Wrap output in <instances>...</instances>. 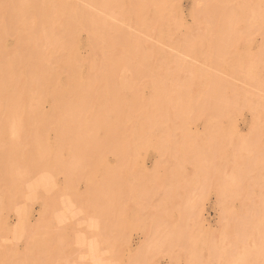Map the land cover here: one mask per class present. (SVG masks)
<instances>
[{"label":"rangeland","instance_id":"1","mask_svg":"<svg viewBox=\"0 0 264 264\" xmlns=\"http://www.w3.org/2000/svg\"><path fill=\"white\" fill-rule=\"evenodd\" d=\"M74 1L79 3L82 6L86 7V8L88 7L89 9H91V11H93V13H95V11L97 10L96 14H98V15L101 14V15H99L100 18L103 21H106L108 23L111 22L110 25H115V26L116 25L117 26L122 25V26H120L122 28L124 26H126L124 29L126 30V28H129V29H127L128 32L130 30L134 29L133 30L134 32L131 31V33H133V34H135L137 32V31H135V28L138 31L141 28V27H138L139 25L137 23V21H138L137 18L140 19V18H142L141 16H135L134 18L133 17H130V18L122 17V19L123 18H125V19H123V20L121 19L122 22L120 21L119 18H121V16L119 17V15H118V13L121 12L120 10H118V9H120V6L118 5L117 1H115V0H112V1L110 0L111 2H114V3L111 4L109 7H107L108 10H107V8L105 9L104 6L99 7L98 6L99 4L98 5L93 4L92 3L93 0H80V1L74 0ZM83 1H85V2H83ZM235 1H237V0H232V3L230 5V7H231L230 9L232 10L231 11L232 13H229V14H232L233 17H235V16L239 17L238 15H241V14H239L241 10L239 8H236L237 4H236V6H235V4H233V3H235ZM168 3H167L168 6L171 4L173 5L170 7V8H172V9H170V11H172L171 12L172 14H173V10L175 8H177V9H175L176 11L174 10V12H175L174 16L173 15L171 16V13L169 14V10L167 11V14H169L168 16L170 18H168L167 14L165 13V16L168 20L167 25L170 26L171 22L174 23L173 25H171V27L173 29H171L169 27V29L171 31L173 30V33L170 31V34H172V37L178 38L179 35L182 37L178 38L179 43L174 40L176 38H172L171 36H167L166 39L168 40L169 39L168 37H170L175 41V42H173V44L176 45V43H178L180 46L185 45L184 47H190L189 41L193 42V44L190 43L193 46H195L196 44L200 46L201 43L202 44L204 43L200 47L198 46L200 48V50L198 49L199 52L203 49L201 52L204 53V55H203L204 57L198 53L197 54L191 53V55H190V52L186 51L184 47H183L184 50H182V47L180 48V46H178V48H177V46L172 45V47H174V48L176 47L175 48L176 50L178 49V52H177L175 49H172V47L166 46L170 42H172L171 41L172 39L170 41L168 40V44H167V41L162 42V40H164V39L161 40V38L155 33V30H153L154 33H152V31H147V30H144L143 28H141L140 31L143 32L144 34L141 35L142 33L139 31L136 33L137 36L141 35L142 37L141 36L140 37L142 40L143 39L145 41L147 40L146 41L147 43L144 41L143 42L148 44V45L149 44L152 45L153 43H154L153 46L158 45L159 48H161L168 56H174V57L178 58L179 60H180V58H183V60H181V61L182 62L185 61V63H186L185 65H187V66H197V67H201V69H203V68L204 69L205 68L211 69V71H213V73H214V70H216L215 71L216 73H214V74L218 75L221 78V80L225 81L228 88H230L231 99H230L229 104H227L228 105L227 108L225 107V105H226L225 101H222L219 104V106L216 107L217 110L213 109V107H211L212 101L210 100L211 96L209 95L210 94V89H209L210 86H209L208 82H206V80H204V79L202 80V78H179V79L178 78H170V79L169 78H161L162 80L160 78H152V79L151 78H144V79L143 78H123V79L122 78H112V80H111V78H110L108 81H105L106 83L104 82L102 84L118 85V84L126 83L128 88L125 89L123 91V93H125L126 95H129L128 93H130L132 91L130 93L132 96H128L130 99L125 98L122 100L121 99L117 100V99H112V96H109V95H107V96L101 95L99 99L98 98L95 99V101H96L95 104H97V105L98 104L99 105L105 104L104 106H107V105L108 106H116L115 104L117 103V101L120 100L121 102L122 101L124 102V100H125L126 102L131 101V103H129V106L130 105L132 106L133 104L137 105V107L134 108L133 110L136 111L137 108L139 107L138 108L139 112L136 111V113H135V111H134V113L132 114L133 116L137 117L136 121H133V122H135L133 125L134 131L132 130L134 134L130 133L129 135H130V137H133V135L135 137V135L140 136V134L142 133L141 137H140L141 141L140 140L137 141L136 139L129 137L130 141L133 140L132 143L131 142L127 143L128 145L130 144V146H128V149L129 150L132 149L131 151L127 150V144H125L126 147L124 146V144H121V143H120L121 144L120 146H118L116 144H111V145H109L110 146L109 147L107 144H106V146H104V144L103 145H97V144L94 145V144H90L89 142H86L82 139H77V137L74 136L75 134L72 135V133H73L72 127L74 128L75 124H77L75 126H80L79 125L80 118L75 119V121L73 123H71V121L73 119L71 117H69V119L66 120L68 125L71 124V128L69 129L68 127H66V125H64V126L62 125L59 129L62 132L66 131V129H68V132H67L68 135L66 137L67 138L66 140H63V141L56 140V137H58L56 131H59V130L52 129L49 132V134L46 135L47 137L45 136L43 138V140L41 139L42 141L38 142V144L36 145L35 142H32V140H34V138H32V137H35L36 135H38L39 132L37 130L35 132V129L33 127H30V128L32 130H34V132L36 134L33 131L29 130L27 127H28V125L30 126V124H26L27 121L25 120V118L27 119L29 116L30 117L32 116L31 118H33L34 117L33 113H27V114H29L27 116L26 112H24L22 109L21 112H18L19 114L15 115V118H13V116L10 117L13 120L12 119L7 120V117L5 116V114L7 115V113H3L4 115L2 114V118L0 116V118H1L0 119L1 120V122H0V126H1L0 127V135H1L0 141L2 142V143L0 142V154H1V156H3L4 154H7L8 153L7 150H9V152L11 154H13V156L11 154H9L11 157L8 156L9 158H7V161L4 162L5 163L4 167L6 168V163H7V167L11 168L13 165L15 168L12 167L13 168L12 172H10V171L6 172L5 168H3L5 172L3 171V175H1L3 177L0 176V179L2 178L0 180V186H1L0 187V198H1L0 203L5 198L6 199L5 205L8 206L10 204L12 207L11 208L9 205L10 208L4 209V207L3 208L1 207V205L3 204L4 201L0 204V209H1L0 218L4 220V221L2 220V222H0V225L2 228L5 227V229L4 228H3V230L1 229L2 232H0V237H1L0 241L1 242L2 241L7 242V243H10L12 241L16 242L17 240L14 239V236H17V237L20 236V235L19 236L15 235V233H17L16 230L18 229V227L22 223H24L25 225H24L23 231L21 232L22 238L19 237L20 240H18V243H17L18 250H20L21 252L24 251L25 244L27 241H29V238H30V240L31 239L37 240L39 242L46 241V239H47V241L50 240L48 242H50L51 248L53 249L55 247L53 249V252L57 251L56 253H59V254L61 253L60 255L62 256V254H63V256H64L63 257L64 259L62 260V258H59V259H61V261H59V259L56 258V256L54 255L55 258L57 259V262L55 264H67L68 262H69V264H93V263L94 264H191L192 261L195 262V260H194L195 254H198V255L202 254L200 256V257H202L201 258L202 260L199 258L201 264H229V263L230 264H243V256H244L243 254L248 253V254H251L252 256H255V255H257V253H255V252H262L263 253V259H262L263 263H261V264H264V251L262 250V248L264 249V247H262V243H264V242H262L263 241L262 234H260L261 230H260V233L258 236L256 234V228L254 229V232H252L250 230H252L253 228L251 229L250 227H248V229L249 228L250 229L249 230L246 229L247 231H245L246 234L244 235V237L246 236L245 238L249 239L250 241L251 240L253 241V239H254V241H253L254 243H255V241L257 242V240H258V242L260 243V246L259 247L256 246L255 245L256 243L255 244L250 243L249 240H248L249 245L245 246L248 244L247 243L248 241L246 242V239L243 237L244 233H242L243 227L241 225V222H239V227H237V228H234L235 225L234 226H230V225L228 226V224H227V223H229L228 222L229 221L228 220L229 219L228 218L229 212L230 213L235 212L237 214V213L241 212V210H243L242 206H243V208L245 206L251 207V206H253L252 205L253 203H254V205H256L259 202L258 201L259 198H261V197H259V195L264 192V187H261V184H260V183H263L262 180H264V177H263L264 176V173H263L264 168L261 167L263 169V171H262V169H259V167H256L257 165H255V168H256V172H255L254 167H252V165H254V162L258 161V156L259 157L261 156V158L264 159V156L262 157V154H264L263 153L264 152L263 151L264 150L263 149V147H264V123H263V121H264V112H263V110H264V87H263L264 86V34L261 33V32H264V30H263L264 29V22L261 20L262 19L261 15L264 14L263 13L264 9H263V12L261 10L262 14L258 11L261 15L259 13L254 14V12H257V10L259 9V8L257 9L258 6L255 8L256 10H253V11L248 10V11H250L249 13L251 15L252 14L254 15V20H256V21L255 22L253 21V22L256 23L255 25H257L258 23L260 24V22H261V24H263V26L260 24L262 27L261 30H260V27H258L259 30H257L258 29L257 26H260V25L258 24L257 26H255L253 23H251V17H250L251 15L248 16V19H246L248 13H247V15H246V13L242 14L244 18L246 17L244 19V21L246 20L245 22H246V25H248V27L244 26L245 22H244V24L241 23V22H243V18L241 21V16H240V18L236 19V20H238V19L240 20L239 23H238V21H237V23H235V24H237L236 26L234 24L236 17L233 19L232 17L229 16V14H228L229 18H231V20L233 19L234 21L232 22L230 19H229L230 21L228 19H227V21L232 22L233 24H227L228 22L223 23V21L220 22L221 19L218 18L219 16L221 17V15H223L222 19L224 21L226 18V16L222 13H220L219 15H216V17H213V18L211 17L212 19H215L217 21L219 20L218 22L215 21L216 22L215 23L216 25H215L214 20L209 22L210 21L209 17L211 15H206L208 13L202 12L204 15L201 13L200 16L197 15L196 17H194L195 13H193L192 11L196 8L194 11L197 12V9L199 7V5H197L198 3L196 0L195 1L194 0H178V1L175 0L174 2H173V0L172 1L168 0ZM262 3H264V2L258 3V5L260 6L261 9H262V7H264ZM168 6L166 8H168ZM93 8H95V9H93ZM150 8L146 9V12L149 14V16L147 13L145 15L146 16L145 20L147 19V21L152 19L153 17H151V15L154 16V14H152V13L153 12L155 13V10L152 8L150 9ZM98 9L99 10L101 9L104 12L101 11V13H99ZM111 10H112V12H111ZM149 10H150V12H149ZM233 10H234V12H233ZM176 12H177V15H176ZM229 12H230V10H229ZM191 13L193 15H191ZM115 15H116V17H115ZM180 15H181V19L179 18ZM257 15H260V17H261V18H259L258 23H257L258 18L255 19L257 17ZM103 16L105 18H103ZM143 16H144V13H143ZM192 16H193V18H192ZM204 16H205V18L207 16V20L204 18ZM171 17L172 18L174 17L175 19H172ZM195 18L200 19V21H198V19L196 20ZM208 18H209V20H208ZM117 19H119V20H117ZM176 19L177 20L179 19L180 21H177ZM131 20H132V22L130 23ZM48 21H49V19L43 20L40 23L37 22L33 0H27V1L26 0H0V38H1L0 39V53L2 51V54L4 53V55L6 57H8L9 55L15 54L16 48H21V50H22V48L25 49L26 47H29V46H35V43L38 45L39 44L42 45V47H44L46 49L49 48L47 51L52 49V50H50L52 52L54 48L57 49L56 46L54 47L46 39L47 38L46 36L50 32V29H51L50 28L47 30V28L53 26ZM181 21H183V22H181ZM205 21H207L209 24L206 23ZM248 21H250L249 22L250 24H253V25H251V27L252 26H254V27L250 28L249 23L247 24ZM178 22H179V24H178ZM200 22H202L203 24L201 23V25H199ZM219 22H220V24H219ZM222 23L225 24V28H223V29L219 28L220 29L219 30L217 25L218 24L221 25ZM49 24H50V26H49ZM195 24H197V28L194 27ZM212 24H214V25H212ZM192 25H193V27H192ZM229 25H231V26H229ZM232 25H234V26H232ZM127 26H130L131 28L132 27L133 28L131 29L130 27H127ZM42 27L45 29L43 30ZM200 27L204 31L199 30ZM204 27L210 31L209 34L211 32H213V34L215 33L214 35H216L217 37H215L213 34L208 35V32H207V30L205 31ZM236 27L238 29H241L244 32H242L241 30L238 31ZM178 28H181V29L178 30ZM193 28H196V31ZM209 28L212 30H214V29L215 30L211 31ZM249 28L252 29L251 32H248ZM176 29L180 33L177 32ZM189 29H193L195 33H193V30L189 31ZM225 29L227 32L225 31ZM187 30L189 31V33H191V31H192L193 35H188L189 34L188 32L186 34H184ZM221 30H223V32H221ZM41 32L43 33V35ZM85 32L86 31H83L81 33V37L83 39L82 42H84V43L88 39V33H85ZM145 32L148 34H151V36L148 34L146 35ZM205 32H207L205 34L206 36L204 35ZM237 32H239V34H237ZM225 33L227 34V36ZM249 34H251V36ZM36 35H38V36H36ZM152 35H154V36L152 37ZM185 35H188V38H186ZM219 35H223V36H221V38H223L222 40L225 39L227 41L228 40L230 41L228 48H227V51L224 52L225 54L222 55L220 53L221 55L220 56L218 55L219 58L216 56L219 61H221L224 58H225V60L230 59L227 61L229 67L227 66L225 69L210 67L209 62L207 61V59H205V55L207 53H209L207 51L208 50L210 51V49L208 47H210V45H212L216 41H218V40L215 41V39H217ZM243 35H244V38H246V39L243 38ZM245 35L247 37H245ZM192 36H194V38ZM33 37H34V39H33ZM227 37H228V39H227ZM229 37H231V38H229ZM41 38H43V40ZM182 38L184 40H182ZM191 38L193 40H190ZM221 38H219V40H221ZM249 38L251 39L250 42H249ZM234 39H235V42H237L238 46L234 42ZM243 39H244V41H243ZM181 40H182L184 45H182ZM185 40H188L186 43L188 46L184 43ZM247 42H248V44L251 43L250 48H249V45L246 44ZM207 44H208V46L206 47ZM234 44L236 45V47ZM240 44L242 47L240 46ZM197 45L195 46V48L197 47ZM245 46L249 50L250 49L251 50L249 51ZM82 47L83 48H81V49H83V50L80 49L81 55L86 57L88 55V50H87L88 48H87V46H82ZM204 47H206L207 49L206 48L204 49ZM233 47L236 51L233 50ZM246 49L248 51H246ZM165 50H167V51H165ZM182 51H185V52L181 53ZM237 51H239V53H237ZM232 52H233V55H230V54H232ZM174 53L175 54L177 53V54L175 55ZM210 53H211V51H210ZM178 54H179V56H178ZM234 54H235V57H233ZM241 54H243V56H244V57L242 56L243 58L241 57ZM216 57H215V59H216ZM235 59H236V61H235ZM207 65L209 66V68L206 67ZM202 66H203V68H202ZM219 71H220V73H219ZM129 72L130 71H127V70L123 71L124 74H126V73L129 74ZM187 73H188V71L184 70L183 74H181V77L190 76V74L189 73L187 74ZM225 74L228 76H226ZM244 74H246V75H244ZM224 75H225V77H224ZM130 79L132 81H130ZM133 79H134V82L136 83L137 86H135ZM140 79H141V81H140ZM153 79H154V81H153ZM122 80H124V82ZM173 80H174V82H173ZM150 81H152V82H150ZM160 81H161V83H159ZM194 81H197V82H194ZM171 83H172V85H171ZM173 83H175V84H173ZM182 83L183 84L186 83V84L183 85ZM128 84H130V85H128ZM144 84L147 87L144 86ZM132 85H134V86H132ZM148 85L151 86L152 88L149 87ZM204 85H205V87H204ZM130 86L132 88H130ZM184 86H186V87H184ZM133 87H135V88H133ZM176 87H177V89H176ZM149 88L152 89L153 91L150 90ZM157 88H158V90H157ZM233 88H237L238 90L233 89ZM131 89H133V90H131ZM134 89H135V91H134ZM137 89L138 90L140 89V90L138 91ZM186 89H188V90H186ZM261 89H263V90H261ZM183 90L185 91L184 94H182V92H184ZM155 91H156V93L158 92L159 94L157 93L158 94L157 95L155 93ZM169 91H170V93H169ZM200 91H202V92H200ZM204 91L209 93V94L205 93ZM143 92H144V94H143ZM153 92H154V96L152 94ZM195 92H198V93H195ZM231 92H232V94H231ZM29 93L28 94L30 96H34L33 90H31ZM134 93L137 95H135ZM172 93H173V95L171 96ZM199 93H203V94H199ZM185 94H188V95H185ZM231 95L236 96V97H233ZM164 96L166 98H164ZM240 96H242V97H240ZM144 97L147 100L145 99L143 101ZM154 97L156 99H154ZM157 97H159V98H157ZM184 97H187L186 98L187 100H185ZM199 97H201V99ZM30 98H32V97H30ZM139 98H142V99L139 100ZM242 99L243 100L245 99V100L243 101ZM138 100L140 102L142 101L141 103H143V102L144 103L141 104ZM167 100H168V102H167ZM133 101H134V103H132ZM151 101L153 103H151ZM246 101L248 102L247 105H246ZM196 102H198L197 103L198 105L196 104ZM237 102H239V103H237ZM28 103L33 104V102H28ZM249 103H250V105H249ZM260 103L262 104V106L259 105ZM44 104H45V106H43L44 110L47 111V112H45V114L48 113V115H49L50 106L47 103H44ZM172 104L174 105V107ZM183 104H184V107L189 105V104H191L192 107L188 110H184V108L182 107ZM144 105H145V107H144ZM33 106L34 105H32V107ZM127 106H128V104H127ZM161 106H164L163 107L164 109L160 110ZM32 107H30L28 110L32 109ZM166 107H167V109H166ZM179 107L181 109L182 108L183 109L181 110ZM145 108H148V111L143 110ZM139 109L142 111H140ZM173 109L176 111H174ZM259 109L261 110V112ZM133 110L131 109V112ZM177 111H179V112H177ZM142 112H144V114ZM146 112H147V114H146ZM156 113H157V115H155ZM71 114H74V113L70 112V113H68V116H70ZM145 114H146V116H145ZM173 114H175V115H173ZM20 115H21V118L19 117ZM132 115H131V118L133 120H135ZM176 115H178V116H176ZM141 116H142V118H144L143 119L144 123H143V120L141 121L142 118L140 119ZM151 116H152V118H151ZM164 116H165V118H164ZM161 117H162V119H161ZM174 117H176V118H174ZM5 118H6V127L7 128L5 127V124L2 122V120ZM18 118H20V120ZM17 119L19 121H21V125H20V122L17 121ZM170 119H173V120H170ZM11 120L14 122L17 121V122H15L17 124H15L14 122L10 123ZM169 120H170V122H169ZM177 120H180V121L176 122ZM8 121H10V122H8ZM149 121L154 122V123L156 122L157 125H154L152 127H150V125H149V127H150L149 130H151L150 133L153 134V132H154L153 137L151 138L152 141L150 140L149 143H152V142L153 143L148 144V142H146L147 146H146V144H144L145 145L144 146L142 143V142H145V141H143L144 140L143 139L144 133L141 131L144 130V128L142 126L148 124L147 122H149ZM24 122H25V124H24ZM222 122L224 123V126H223ZM167 123H168L169 127H168ZM139 124L141 125V129H140ZM142 124H144V125H142ZM174 124H176V125H174ZM17 125L20 126L19 129H18ZM26 125H27V127H25ZM159 125L161 126V128ZM163 125H166V127L165 126L163 127V129L167 128L166 130L162 129ZM181 125L187 126V127H183ZM189 125H190V127H189ZM3 126L5 128H3ZM14 127L17 128L18 131L17 130L15 131ZM21 127H24V129ZM171 127H172V130H171ZM181 127H183V128L181 129ZM2 128H3V130L4 129L6 130V131L5 130L3 131V133H2L3 135L1 134ZM175 128L176 129L179 128L178 132L180 131L181 134L178 133L177 131L174 132ZM25 129H26V131H25ZM156 129H159V131H157ZM185 129H187V130H189V132H191V133H189V132H187V130L185 131L186 133H188L187 137L188 136H189V138L193 137V138H195V140L193 138L192 139L187 138L186 141H185V139L184 140L182 139L183 138L182 136H185V134H186L184 132L185 134L182 135V133H183L182 130H185ZM139 130H141V131H139ZM74 131H75V133L78 134V129L77 130L75 129ZM172 131L175 133V134H173L175 137L172 135V133H173ZM26 132H29L30 134H28ZM69 132H72V133H69ZM92 132H91V134H93ZM139 132H140V134H139ZM167 132L169 133L168 136L166 134ZM150 133L148 134V136L150 135ZM176 133H178V134H176ZM254 133H256V134L254 135ZM17 134L20 135V138H18L19 135H17ZM22 135H24V136L22 137ZM33 135H35V136H33ZM156 135H157V138H156ZM177 135H179V136H177ZM252 135L255 138L257 136L258 137L257 140ZM171 136H173V137H171ZM176 136L178 137V139L176 138ZM207 136L208 137L210 136L209 138H211V139L206 140V139H208ZM167 137H170L169 140L167 139ZM179 137L184 142V144H182L183 147L181 145L182 141L180 140ZM45 138H47V139H45ZM196 138H197V140H196ZM16 139H19L23 145L26 143L23 148H21L23 146L21 144V142L19 140H16ZM173 139H174V142L171 144ZM214 139H216L217 142H215L216 140L213 142H215L217 144L220 143L219 141L223 142L224 144L223 143H220V144H223L224 147L221 145H218L219 146L218 147L212 141H211L212 143L209 142L210 140H214ZM177 140H180L179 141L180 143ZM191 140H192V143H191ZM251 140H253L254 142ZM12 141H15L14 145H18L20 143L19 145L21 147L15 146V147H17V149L19 148L20 152H18L19 150L15 151L14 150L15 148L12 150L13 152L14 151L18 152V153L14 152L15 154H18V156H15V154L10 151L11 149L9 147H11L10 145H12V144L9 142H12ZM82 141H83V143H82ZM154 141H155V143H154ZM238 141L241 142V144H237ZM248 141H250L251 143ZM17 142H19V143L17 144ZM135 142L137 143V145ZM158 142H160V143L158 144ZM206 142H209V143H206ZM228 142H229V144H230V142H232L233 143L232 146H228V144H227ZM242 142H244L245 144H242ZM178 143H179V145H178ZM194 143H195V146L193 145ZM248 143H250V144H248ZM252 143H254V144H252ZM138 144H140V145H138ZM161 144H162V146H161ZM212 144H214L216 148L218 147L220 149H216L215 147L213 148L212 146H214V145H212ZM246 144L249 145V147ZM251 144L254 146H252ZM26 145H27L28 149H25V148H27ZM34 145L36 146V148ZM90 145L92 148L90 147ZM141 145H143L144 147L142 146L143 147L142 148ZM149 145H151V146L148 147ZM159 145L161 147H159ZM189 145H190V148L188 147ZM233 145H235V146H233ZM236 145H239V146L237 147ZM38 146L41 147V152H45L44 151L45 146H46L45 149L52 148V150H51L52 154H53V157L51 156L52 161H51V159H48L47 164L46 163H45V165L42 164V166L36 170V173L33 172L34 170H32V171H29V174H28V169H30L28 167L29 166L28 163H30V166H31L30 160L33 159V156L36 155L38 153V151L40 152V150H39L40 147L38 148ZM102 146L104 148H102ZM134 146H135V148H137V146L142 148V149L137 148L139 153L136 149H134ZM192 146H194V147H192ZM245 146H247V147H245ZM89 147H90V149H89ZM105 147H109V149L105 148ZM129 147H131V149ZM184 147L187 149H185ZM198 147H199V151H196V150H198ZM251 147H253V148H251ZM2 148H3V150H2ZM37 148H38V150H36ZM123 148H125V150ZM202 148L206 150V151L203 150V151H205V153L204 152L201 153ZM208 148H212V149H208ZM221 148H222V150H221ZM223 148H226V149L224 150ZM238 148L240 149V151L237 150ZM243 148L245 149L244 151L242 150ZM86 149H88V150H86ZM91 149H95V154L100 152L101 157H97L92 151L90 153L89 151ZM100 149H103V150L107 149V150H106V152H104L105 150L100 151ZM112 149L115 151H112ZM235 149L239 153L242 152V155L247 153L245 155H247L248 159L251 158L249 161L246 158V156L243 155L245 157V159L248 160L247 163L249 164V167H252L254 173L248 172L247 168H244L247 163H246V160L243 158L245 160V162L242 163V165L245 163L246 164L244 165V167L243 166H241V167L244 168V171L246 169V172L249 175V176H247V174H246L245 177L247 178V180L244 179L245 182H243L242 180L240 182V183L243 182V186H241L242 184L240 186H241V188L243 187L242 189H244V190H242L239 187L240 183L239 184L237 183L238 187H239L238 190L240 189V192L242 190L243 193H240L238 191L237 193H239L241 195H237V197H236L234 194L236 193L235 191H237V189H236L237 186H235L236 190L233 188L235 190L234 191L235 193L231 189H229V186H226V188L225 187L224 188L226 189L227 193L229 192L231 194L226 193L227 195L225 196V195H222V194H224V192L222 191V189L220 191V188H222V187H220L218 185L219 182H217V180L219 179L217 174L220 172H219V169H217L216 165L219 166L220 168L224 167L225 169H227V167H228L226 175L223 174L226 171L224 169V172H223L222 168L220 169V171L222 172L220 174L227 177V175L231 172L232 175L230 174L228 176L233 177V175L235 174V173L233 174V172H235V171H234V168H232V167H234L233 165H235V163H236V162H234L233 158L238 157V159L240 158L239 159L240 162L244 161L241 158V156H242L241 154H239L240 155L239 156L237 154V151H232ZM252 149H255L257 153H255V151ZM23 150H26L25 151L26 157H25V155L23 156V154H24ZM108 150H110V151H108ZM117 150H119L120 152H118ZM122 150H123V152H122ZM188 150H190L189 153L191 154L190 155L191 157L188 155L184 158V156L187 155ZM212 150H214L215 152L218 150L217 152L219 155L217 153H215L214 151H213V153H211ZM219 150H221L222 154L219 152ZM2 151H6L7 153L2 152ZM36 151H37V153H36ZM223 151H225V152H223ZM28 152H30L31 154L29 153V155H27ZM133 152H135V155L139 156V157H135V156L133 157ZM198 152H200V153H198ZM227 152H229V153H227ZM233 152L236 153L238 156H236ZM119 153L125 154L126 157H123V155H121ZM130 153H131V156L129 155ZM251 153H253V154L251 155ZM259 153H262V154L258 155ZM21 154L23 157H25V159H23ZM193 154H195V155H193ZM213 154L215 156H213ZM230 154L233 157H231ZM118 155H120L121 157ZM196 155L198 156L197 157L198 160L196 159V157H194ZM20 156L22 159L19 161L20 158L18 159L17 157H20ZM206 156H208V157H206ZM254 156H257V157H254ZM14 157L17 159H15ZM28 157H29V160L26 159ZM118 157H120V158H118ZM132 157L134 158V160ZM187 157H189V158H187ZM201 157H202V159H201ZM12 158H14L15 163L13 162ZM203 158L205 159L204 161H203ZM254 158L255 159L257 158L256 159L257 161H255ZM10 159L12 162H10ZM231 159L233 161L232 163L230 161H227V160H231ZM238 159H236V161H238ZM15 160H17V161H15ZM196 160L199 161L200 163L197 162ZM251 160H252V162H251ZM219 162H220V165H218ZM222 162H223V164H222ZM224 162H225V164H224ZM26 163H27V166H26ZM201 163L204 164V168L207 167L205 169H208V171L202 170L203 165H200ZM226 163H228V166H225V165H227ZM15 164H18V168H17V166H15ZM248 164H247V166H248ZM250 164H251V166H250ZM21 165H22V171H23V168H25L24 172H26V174H14L13 173L14 169H15V173H17V172L20 173ZM229 165L232 169H230ZM213 166L216 168L212 169ZM46 167L48 169V172H47ZM26 169H27V171H26ZM61 169H62V171H61ZM196 169H197V172H196ZM257 169L259 172H262V174L259 173L257 171ZM210 170H211V172H210ZM198 171L199 172L201 171L200 172L201 176L196 174V173L200 174ZM213 171H216V172H213ZM217 171H218V173H217ZM11 173L14 175H7V174H11ZM215 173H217V174L215 175ZM255 173L260 174L262 176L261 177L262 180L260 179V175H257L259 177L257 180H255L257 177L255 175ZM250 174H252L254 176L255 179L252 177L255 180L254 182L260 181L259 182L260 185L257 182L256 183L252 182V180H253L252 178H251L252 179L251 181L249 180L250 177L252 176ZM17 175H19V176H17ZM34 175H35V178H34ZM44 175H47L50 177V179L52 181L51 185L48 188H45V187L44 188L43 187L38 188V189H36V191L34 193L31 194L29 192L30 191L29 187L39 177L44 176ZM5 176H6V179H4ZM25 176L28 178V180ZM223 176L220 175V177H222V179L220 181L221 186L224 183V182H222V180L223 181L226 180V178H224ZM212 177H213V179H212ZM9 178H10V180H9ZM227 178H229V177H227ZM210 180H211V182H210ZM229 180H230V178H229ZM15 181H17V182H15ZM14 182L18 183V184L15 185ZM187 182H190V184ZM216 182H217V184H215ZM248 182L249 183L251 182V184H249ZM196 184H197V186H196ZM213 184H215V186ZM252 184H254L255 187H252L253 186ZM255 184L257 185V187ZM216 185H218V186H216ZM247 185L251 186L250 188L253 190L254 196L252 194L250 196H253V197H250L249 195H247V194L251 193L249 191H252L251 189H249L247 187ZM193 186H195V188H193ZM11 187H12V189H11ZM224 188H223V190L225 191ZM217 191L218 192L220 191L222 193H220V192L217 193ZM247 191H248V193H247ZM259 191H260V193H259ZM232 192L234 194H232ZM11 193H13L14 195ZM22 194H23V196H22ZM218 194L220 197H218ZM232 195H234L233 201H231L233 199ZM262 195H264V193ZM14 196H15V198H14ZM20 196L23 198H21ZM229 196H230V198H229ZM239 196H241L242 199L239 198ZM247 196H249L251 199L250 201H253V202L249 203V197L247 199L248 201L245 200L243 202L244 197L246 199ZM221 197L226 198L223 201L224 203L227 200V198H228V200L226 201V203L229 202V199H231L230 204L227 203L226 206H224V207H227L229 205L228 206L229 211L226 208L228 211V214L225 213L226 209L223 207L224 203H220V202H222L221 200H223ZM9 198H10V200L8 201ZM13 198H14V200H12ZM18 200H19V202H18ZM254 200L256 201V203L254 202ZM11 201H12V203H11ZM15 201H17V202H15ZM19 203H20V205H19ZM220 204H222L223 208L220 207L221 206ZM230 207L232 209H230ZM18 210L20 212L21 211L25 212V215H24L25 218H22V217L20 218V213L18 212ZM232 214L235 215L234 213H232ZM223 218H226V219H224L225 221L222 220ZM226 220H227V222H226ZM4 230H6V231H4ZM240 231H241V233H239ZM249 231L251 234L247 235V232H249ZM3 233L5 235H3ZM237 234H238V236H237ZM239 234H242V237L244 239H242L241 236L239 237ZM252 234H254V237H252ZM49 236H50V238H49ZM247 236H249V237L251 236V237L249 238ZM263 236H264V234H263ZM258 237L261 238L260 239V240H262L261 242L259 241ZM255 238H256V240H255ZM194 242L197 246L193 245ZM237 242L240 243L239 245H241V243L243 242L242 245H243V247H246V248H243L242 245L238 246ZM213 243H215V244H213ZM250 246H251V248H254L253 246H255L257 248H260V247H262V248L254 251L255 248H254V250H252L251 248H248ZM241 247H242V249H241ZM56 255H58V254H56ZM60 255H58V256H60ZM241 255H242V257H241ZM193 256H194V258H193Z\"/></svg>","mask_w":264,"mask_h":264},{"label":"bare ground","instance_id":"2","mask_svg":"<svg viewBox=\"0 0 264 264\" xmlns=\"http://www.w3.org/2000/svg\"><path fill=\"white\" fill-rule=\"evenodd\" d=\"M27 1V0H26ZM80 1V0H79ZM110 0H93V4H96V5H98L99 7L100 6H104L105 7V9L107 8V7H109L111 4H113L114 2H109ZM115 1H117V3H118V5L120 6V9H118V10H120L121 12H119L118 13V15H119V17L121 16V18H119L120 19V21H121V19H122V17H127V18H130V17H135V16H141L142 18H140V19H138L137 18V23H138V27H141V28H143L144 30H147V31H152V33H154V31L153 30H155V33L161 38V40L162 39H164V40H162V42L163 41H167V44H168V40L170 41L172 38H176V39H174L175 41H177L178 42V38L179 37H182V36H180L179 35V37L177 38V37H172V34H170V29H169V27L171 28V29H173L172 27H171V25H173L174 23H170V26H168L167 24H168V20H167V18H166V16H165V13L167 14V11L169 10V14L172 12V11H170V9H172V8H170L171 6H173L172 4L171 5H169L168 6V0H115ZM172 1V0H171ZM175 0H173V2H174ZM178 1V0H177ZM195 1V0H194ZM197 1V5H199V7H198V9H197V12H195L194 10L196 9H194L192 12L193 13H195V16L194 17H196L197 15L198 16H200V14L203 12H205V13H208V14H206V15H211L209 18H210V21L209 22H211V21H213L214 20V24L216 23L215 21H217V20H215V19H212L213 17H216V15H219L220 13H222V14H224L225 16H226V18H225V21L222 19L223 18V15H221V17L219 16L218 18H220L221 19V21L220 22H222L223 21V23L225 22H228L227 24H233L232 22L234 21L233 19L236 17H233V15L232 14H229V13H232L231 11V7H230V5H231V3H232V0H196ZM83 2H85V1H83ZM259 2H264V0L262 1V0H237V1H235V3H233V4H235V6H236V4H237V6H236V8H239L241 11H240V13L239 14H241V15H238L239 17H236L235 18V22H234V24L235 23H237V21H238V23L240 22V20L238 19V20H236L237 18H240V16H241V21H242V18H243V22H241V23H243L244 24V22L246 21H244V19L246 18H244L243 17V15L242 14H245L246 13V15H247V13H248V15H247V18L246 19H248V16H250L251 14L249 13L251 10L253 11V10H256L255 8L257 7V12H254V14H258L259 12L262 14V12H263V9H264V7H262V9L260 8V6L258 5V3ZM168 3V4H167ZM33 4H34V9H35V12H36V18H37V22L38 23H40V22H42L43 20H46V19H49V21L48 22H50V24L51 25H53V26H51V27H48L47 28V30L48 29H50V32L47 34V41L50 43V44H52L54 47L56 46L57 47V49H53V51L51 52L50 50H52V49H50L49 51H47L49 48H44V47H42V45H38V44H36L35 42V46H29V47H26L25 49H23L22 48V50H21V48H16V50H15V54H12V55H9L8 57H6L5 55H4V53L2 54V51H1V53H0V116H1V118H2V114L3 113H7V115L5 114V116L7 117V120L9 119H12V118H10V117H12L13 116V118H15V115L16 114H19L18 112H21V110L23 109V111L24 112H26V114L27 113H33V118H31L30 116L26 119L25 118V120L27 121V123L26 124H30V126L28 125V127H27V125L25 126V127H27L29 130H31V131H33L34 132V130H32L30 127H33L34 129H35V132H36V130L39 132H37L38 133V135H33V136H35V137H32V138H34V140H32V142H35L36 143V145L38 144V142H40V141H42L43 140V138L46 136V135H48L49 134V132L52 130V129H55V130H59L60 129V127L63 125H66V127H68L69 129L71 128V124L70 125H68V123L66 122V120L67 119H69V117H71V118H73L72 119V121H71V123H73L74 121H75V119H77V118H80V123H79V125L80 126H75V125H77V124H75L74 125V128L72 127V129H73V133L72 132H69V133H72V135L73 134H75L74 136H76L77 137V139H82V140H84V141H86V142H89L90 144H94V145H103L104 144V146H106V144L109 146V145H111V144H116V145H118V146H120L121 144H124V146H125V144H127V143H129V142H133V140H129V137H130V133H133V131H134V129H133V125H134V123L135 122H133V121H136V119H137V117L136 116H133L132 114L134 113V111L135 110H133L134 108H136L137 107V105L136 104H133L132 106L130 105L129 106V103H131V101L130 102H126L125 100H124V102L122 101H117V103L115 104L116 106H104V105H102V104H95V99L96 98H100V96L101 95H109V96H112V99H125V98H128V99H130L128 96H132L130 93L132 92H130V93H128L129 95H126L125 93H123V91L125 90V89H127L128 87H127V84L126 83H124V84H118V85H109L108 83V85H105V84H102V83H104L105 81H108L110 78H111V80H112V78H202V80L204 79V80H206V82H208V84H209V86H210V94L209 93H207V92H205V93H207V94H209L210 96H211V98H210V100L212 101V106L211 107H213V109H216L217 110V108L216 107H218L219 106V104L222 102V101H225V107L227 108V104H229V102H230V99H231V97H230V88H228V86H227V84H226V82L225 81H223V80H221V78L218 76V75H216V74H214V73H216L215 71L216 70H214V73H213V71H211V69H204L203 68V66H202V68L203 69H201V67H197V66H187V65H185L186 63H185V61L184 62H182L181 60H183V58H180V60L178 59V58H176V57H174V56H168L161 48H159V46L158 45H155V46H153V44L151 45V44H146L147 42V40L145 41L144 39L142 40L141 39V35H143L144 33L143 32H141L140 30H141V28H140V32L142 33L140 36H137V32H139L136 28H135V31H137L135 34H133V33H131V31L132 32H134L133 30H130L129 32H128V30L127 29H129V28H126V30L124 29L126 26H124L123 28L122 27H120V26H122V25H110V23L111 22H106V21H103L101 18H100V16L99 15H101V14H96L97 12V10L95 11V13H93V11H91V9H89L88 7L86 8V7H84V6H82V5H80L79 3H77V2H75L74 0H33ZM175 4V3H174ZM263 4V6H264V3H262ZM168 6V8H166L167 6ZM253 5V6H252ZM178 6V5H177ZM95 7V6H94ZM98 7V8H99ZM152 8V9H154L155 10V13L153 12L152 14H154V16H152L151 15V17H153L152 19H150V20H148L147 21V19L145 20V15H146V9H148V8ZM229 7V8H228ZM234 7V6H233ZM96 8V7H95ZM95 8H93V9H95ZM116 8V7H115ZM150 8V9H151ZM92 9V10H93ZM140 9V10H139ZM175 9H177V8H175ZM174 9V10H175ZM222 11H220V10ZM230 10V12H229V10ZM234 9V8H233ZM99 10V9H98ZM107 10H108V8H107ZM110 10V9H109ZM166 10V11H165ZM174 10H173V14L171 13V16L173 15L174 16ZM220 12H219V11ZM248 10H250V11H248ZM261 10H262V12H261ZM101 11H103V10H99L98 12L99 13H101ZM114 11V10H113ZM176 11V10H175ZM259 11V12H258ZM104 12V11H103ZM111 12H112V10H111ZM149 12H150V10H149ZM233 12H234V10H233ZM239 12V11H238ZM143 13H144V16H143ZM202 13V14H203ZM259 13V14H260ZM264 13V12H263ZM106 14V13H105ZM141 14V15H140ZM148 14V13H147ZM169 14H167V17L168 18H170L168 15ZM228 14H229V16L230 17H232L233 19L231 20V18H229V16H228ZM260 14V15H261ZM107 15V14H106ZM176 15H177V12H176ZM191 15H193L192 13H191ZM204 15V14H203ZM214 15V16H213ZM235 15V14H234ZM253 15V14H252ZM250 16L251 17V23H253L254 25L256 24V23H254L256 20H254V15L253 16ZM260 15H257V17L255 18V19H257V23H258V20H259V18H261L260 17ZM148 16H149V14H148ZM262 16V21L264 22V14H262L261 15ZM102 17V16H101ZM115 17H116V15H115ZM118 17V16H117ZM150 17V18H151ZM212 17V18H211ZM103 18H105L104 16H103ZM132 18V19H133ZM144 18V19H143ZM172 18V17H171ZM180 19H181V15H180V17H179ZM192 18H193V16H192ZM199 18V17H198ZM197 18V19H198ZM201 18V17H200ZM204 18H205V16H204ZM209 18H208V20H209ZM109 19V18H108ZM113 19V18H112ZM119 19H117V20H119ZM123 19H125V18H123ZM122 19V20H123ZM136 19V18H135ZM172 19H175L174 17L172 18ZM196 19V18H195ZM196 19V20H197ZM203 19V18H202ZM206 20H207V16H206V18H205ZM212 19V20H211ZM217 19V18H216ZM227 19L229 20H231L232 22H229V21H227ZM177 20V19H176ZM204 20V19H203ZM202 20V21H203ZM112 21V20H111ZM125 21V20H124ZM177 21H180L179 19L177 20ZM198 21H200V19H198ZM219 21V20H218ZM217 21V22H218ZM254 21V22H253ZM122 22V21H121ZM129 22V21H128ZM132 22V20L130 21V23ZM181 22H183V21H181ZM180 22V23H181ZM204 22V21H203ZM206 23H208L207 21H205ZM220 22H219V24H220ZM250 21H248L247 22V24L249 23ZM262 22V23H263ZM201 23L202 22H200V24L199 25H201ZM221 24V25H217V27H218V29L219 28H225V24ZM50 24H49V26H50ZM115 24V23H114ZM127 24V23H126ZM178 24H179V22H178ZM203 24V23H202ZM209 24V23H208ZM211 24V23H210ZM214 24H212V25H214ZM226 24V25H227ZM253 24H250L249 23V25H250V28H252V27H254V26H252L251 27V25H253ZM259 24V23H258ZM257 24V25H258ZM260 24H261V22H260ZM259 24V25H260ZM46 25V24H45ZM129 25V24H128ZM216 25V24H215ZM237 24H235V26H236ZM257 25H255V26H257ZM262 26H263V24H261ZM261 25L260 26H257V28L258 27H260V30H261ZM175 26V25H174ZM173 26V27H174ZM203 26V25H202ZM206 26V25H205ZM228 26V25H227ZM229 26H231V25H229ZM232 26H234V25H232ZM240 26V25H239ZM244 26H247L248 27V25H246V22H245V25ZM127 27H130V26H127ZM187 27V26H186ZM192 27H193V25H192ZM194 27H196L197 28V24H195V26ZM131 28V27H130ZM133 28V27H132ZM131 28V29H132ZM184 28V27H183ZM191 28V27H190ZM196 28H193V29H195V31H196ZM205 28V27H204ZM215 28V27H214ZM237 28V27H236ZM241 28V27H240ZM243 28V27H242ZM245 28V27H244ZM249 28V30H248V32H251V30L252 29H250ZM256 28V29H257ZM42 29L44 30L45 28H43L42 27ZM181 28H178V30H180ZM193 29H189V31L190 30H193ZM210 29V28H209ZM246 29V28H245ZM244 29V30H245ZM199 30H201V31H204V30H202L201 29V27L199 28ZM207 30V28H205V31ZM211 31H214V30H212V29H210ZM220 30V29H219ZM232 30V29H231ZM237 30L239 31V30H241V29H238L237 28ZM257 30H259V28L257 29ZM264 30V29H263ZM262 30V31H263ZM83 31H86L85 33H88V39H87V41L84 43V42H82V37H81V33L83 32ZM176 31H177V29H176ZM189 31L187 30L184 34H186L187 32L189 33ZM225 31H226V29H225ZM229 31V30H228ZM236 31V30H235ZM242 31V30H241ZM172 33H173V30L171 31ZM177 32H179V31H177ZM207 32H208V35H212L213 34V32H211L210 34H209V30H207ZM207 32H205L204 33V35L207 33ZM219 32V31H218ZM221 32H223V30H221ZM227 32V31H226ZM234 32V31H233ZM242 32H244V31H242ZM247 32V31H246ZM258 32V31H257ZM37 33V32H36ZM35 33V34H36ZM42 33V32H41ZM146 33V32H145ZM176 33V32H175ZM180 33V32H179ZM191 33H192V31H191ZM191 33H189L188 35H193V33H195L194 32V30H193V33L191 34ZM229 33V32H228ZM261 33H263L264 34V32H261ZM148 33H146V35H147ZM215 34V33H214ZM213 34V35H214ZM224 34V33H223ZM226 34V33H225ZM236 34V33H235ZM237 34H239V32H237ZM244 34V33H243ZM42 35H43V33H42ZM46 35V34H45ZM148 35H150L151 36V34H148ZM155 35V34H154ZM154 35H152V37L154 36ZM188 35H185L186 36V38H188ZM198 35V34H197ZM196 35V36H197ZM230 35V34H229ZM241 35V34H240ZM239 35V36H240ZM250 36H251V34H249ZM36 36H38V35H36ZM40 36V35H39ZM87 36V35H86ZM167 36H171L172 38H170V37H168L169 39L167 40L166 38H167ZM175 36V35H174ZM178 36V35H177ZM200 36V35H199ZM206 36V35H205ZM215 37H217L216 35H214ZM220 36V37H219ZM218 36V38L217 39H215V41L216 40H218V41H216L214 44H212V45H210V47H208L209 49H210V51H211V53H210V51L208 50L207 52H209V53H207L206 55H205V59H207V61L209 62V66L210 67H214V68H221V69H225L227 66H228V60H230V59H228V60H225V58L224 59H222L221 61H219L218 59H217V57H218V55L220 56L221 54L223 55V54H225L224 52L225 51H227V48H228V45H229V40L227 41V40H222L223 38H221V36H223V35H219ZM226 36H227V34H226ZM236 36V35H235ZM234 36V37H235ZM42 37V36H41ZM193 38H194V36H192ZM237 37V36H236ZM245 37H247L246 35H245ZM145 38V37H144ZM185 38V37H184ZM200 38V37H199ZM198 38V39H199ZM203 38V37H202ZM219 38H221V40H219ZM229 38H231V37H229ZM240 38V37H239ZM242 38V37H241ZM243 38H244V35H243ZM1 39V38H0ZM33 39H34V37H33ZM42 40H43V38H41ZM45 39V38H44ZM166 39V40H165ZM227 39H228V37H227ZM244 39H246V38H244ZM244 39H243V41H244ZM40 40V39H39ZM173 39L171 40L172 42H170L168 45H166V46H169V47H172V45H175V44H173V42H175ZM182 40H184L183 38H182ZM182 40H181V42H182ZM190 40H193L192 38L190 39ZM211 40V39H210ZM214 40V39H213ZM231 40V39H230ZM248 40V39H247ZM250 38H249V42H250ZM38 41V40H37ZM146 42V43H144V42ZM187 41L188 40H185L184 41V43L186 44L187 43ZM208 41V40H207ZM33 42V41H32ZM159 42V41H158ZM232 42V41H231ZM234 42H235V39H234ZM246 42V41H245ZM244 42V43H245ZM179 43V42H178ZM178 43H176V45L175 46H177V48H178V46H180ZM190 43H192L193 44V42H190L189 41V46L190 47H184L185 45L183 44V42H182V45H184V46H180V48L182 47V50H184V48H185V50L186 51H188V52H190V55H191V53H194V54H200L201 56H203L204 55V53L203 52H199V50H200V46L201 45H203L202 43L200 44V46L199 45H197V47L195 48V46H193L192 44H190ZM200 43V42H199ZM236 44H237V42H235ZM33 44V43H32ZM31 44V45H32ZM86 44V45H85ZM162 44V43H161ZM165 44V43H164ZM206 44V43H205ZM246 44H248V42L246 43ZM251 44V43H250ZM250 44H248L249 45V48L251 47L250 46ZM59 47H58V46ZM187 45V44H186ZM235 45V44H234ZM82 46H87V50H88V55L86 56V57H84V56H82L81 55V52H80V49L81 48H83ZM157 46V47H156ZM165 46V45H164ZM188 46V45H187ZM199 46V47H198ZM208 46V44L206 45V47ZM237 46H238V44H237ZM240 46H241V44H240ZM184 47V48H183ZM206 47H204V49L206 48ZM235 47H236V45H235ZM242 47V46H241ZM246 47V46H245ZM176 48V47H175ZM174 47H172V49H175ZM179 48V49H180ZM232 48V47H231ZM247 48V47H246ZM262 48V47H261ZM46 49V50H45ZM199 49V50H198ZM207 49V48H206ZM230 49V48H229ZM241 49V48H240ZM239 49V50H240ZM248 49V48H247ZM246 49V51H248ZM81 50H83V49H81ZM86 50V49H85ZM176 50V49H175ZM231 50V49H230ZM233 50H235L234 49V47H233ZM232 50V51H233ZM251 50V49H250ZM249 50V51H250ZM165 51H167V50H165ZM177 52H178V49L176 50ZM236 51V50H235ZM245 51V52H246ZM183 52H185V51H182L181 53H183ZM180 53V52H179ZM221 53V54H220ZM228 53V52H227ZM235 53V52H234ZM237 53H239V51H237ZM6 54V53H5ZM175 54V53H174ZM177 54V53H176ZM175 54V55H176ZM185 54V53H184ZM236 54V53H235ZM235 54H234V56L233 57H235ZM230 55H233V52H232V54H230ZM239 55V54H238ZM178 56H179V54H178ZM197 56V55H196ZM217 56V57H216ZM228 56V55H227ZM226 56V57H227ZM243 56V54H241V57ZM204 57V56H203ZM215 57H216V59H215ZM222 57V56H221ZM229 57V56H228ZM240 57V56H239ZM244 57V56H243ZM242 57V58H243ZM219 58V57H218ZM250 58V57H249ZM195 59V58H194ZM239 59V58H238ZM245 59V58H244ZM256 59V58H255ZM246 60V59H245ZM235 61H236V59H235ZM241 61V60H240ZM252 61V60H251ZM206 62V61H205ZM231 62V61H230ZM234 62V61H233ZM243 62V61H242ZM245 63V62H244ZM243 63V64H244ZM207 64V63H206ZM231 64V63H230ZM247 65V64H246ZM257 65V64H256ZM209 66L207 65L206 67H208L209 68ZM251 66V65H250ZM229 67V66H228ZM213 68V69H214ZM263 68V67H262ZM230 69V68H229ZM233 69V68H232ZM231 69V70H232ZM261 69V68H260ZM125 70H127V71H130L129 72V74H124L123 73V71H125ZM184 70H187L188 71V73L190 74V76H188V77H185V76H183V77H181V74H183V71ZM226 72V71H225ZM228 72V71H227ZM260 72V71H259ZM187 73V74H188ZM219 73H220V71H219ZM222 73V72H221ZM231 73V72H230ZM249 73V72H248ZM226 75V74H225ZM225 75H224V77H225ZM244 75H246V74H244ZM249 75V74H248ZM226 76H228V75H226ZM168 79V80H169ZM138 80V79H137ZM150 80V79H149ZM156 80V79H155ZM162 80V79H161ZM181 80V79H180ZM117 81V80H116ZM120 81V80H119ZM123 82H124V80H122ZM126 81V80H125ZM129 81V80H128ZM130 81H132L131 79H130ZM140 81H141V79H140ZM147 81V80H146ZM153 81H154V79H153ZM127 82V81H126ZM133 82H134V79H133ZM144 82V81H143ZM142 82V83H143ZM150 82H152V81H150ZM156 82V81H155ZM173 82H174V80H173ZM187 82V81H186ZM194 82H197V81H194ZM106 83V82H105ZM114 83V82H113ZM120 83V82H119ZM122 83V82H121ZM135 83V82H134ZM147 83V82H146ZM159 83H161V81L159 82ZM158 83V84H159ZM164 83V82H163ZM176 83V82H175ZM175 83H173V84H175ZM205 83V82H204ZM126 84V85H125ZM131 84V83H130ZM130 84H128V85H130ZM169 84V83H168ZM183 84V83H182ZM184 84H186V83H184ZM183 84V85H184ZM202 84V83H201ZM207 84V83H206ZM207 84V85H208ZM152 85V84H151ZM160 85V84H159ZM171 85H172V83H171ZM170 85V86H171ZM190 85V84H189ZM200 85V84H199ZM203 85V84H202ZM132 86H134V85H132ZM135 86H137L136 85V83H135ZM140 86V85H139ZM144 86H146L145 84H144ZM149 86V85H148ZM158 86V85H157ZM263 86V85H262ZM147 87V86H146ZM149 87H151V86H149ZM154 87V86H153ZM181 87V86H180ZM184 87H186V86H184ZM204 87H205V85H204ZM264 87V86H263ZM130 88H132L131 86H130ZM133 88H135V87H133ZM145 88V87H144ZM152 88V87H151ZM148 89V88H147ZM150 89V88H149ZM155 89V88H154ZM176 89H177V87H176ZM189 89V88H188ZM188 89H186V90H188ZM205 89V88H204ZM233 89H237V88H233ZM31 90H33L34 91V96H30L31 94L29 93ZM131 90H133V89H131ZM138 90V89H137ZM140 90V89H139ZM138 90V91H139ZM150 90H152V89H150ZM156 90V89H155ZM157 90H158V88H157ZM181 90V89H180ZM206 90V89H205ZM238 90V89H237ZM240 90V89H239ZM261 90H263V89H261ZM134 91H135V89H134ZM137 91V92H138ZM149 91V90H148ZM153 91V90H152ZM168 91V90H167ZM184 91V90H183ZM194 92V91H193ZM200 92H202V91H200ZM240 92V91H239ZM245 92V91H244ZM243 92V93H244ZM30 95H29V94ZM155 93H156V91H155ZM158 93V92H157ZM156 93V94H157ZM161 93V92H160ZM169 93H170V91H169ZM185 93V91L184 92H182V94H184ZM195 93H198V92H195ZM204 93V94H205ZM234 93V92H233ZM135 94V93H134ZM143 94H144V92H143ZM153 94V96H154V92L152 93ZM159 94V93H158ZM157 94V95H158ZM192 94V93H191ZM194 94V93H193ZM199 94H203V93H199ZM231 94H232V92H231ZM26 95V96H25ZM135 95H137V94H135ZM134 95V96H135ZM173 95V93L171 94V96ZM185 95H188V94H185ZM249 95V94H248ZM140 96V95H139ZM156 96V95H155ZM199 96V95H198ZM231 96H233V95H231ZM238 96V95H237ZM30 97H32V98H30ZM34 97V98H33ZM138 97V96H137ZM195 97V96H194ZM203 97V96H202ZM205 97V96H204ZM233 97H236V96H233ZM240 97H242V96H240ZM150 98V97H149ZM153 98V97H152ZM157 98H159V97H157ZM164 98H166L165 96H164ZM185 98V100H187L186 98L187 97H184ZM190 98V97H189ZM198 98V97H197ZM200 99H201V97H199ZM127 99V100H128ZM135 99V98H134ZM138 99V98H137ZM142 98H139V100H141ZM146 98L144 97V99H143V101L145 100ZM154 99H156L155 97H154ZM195 99V98H194ZM199 99V100H200ZM138 100V101H139ZM147 100V99H146ZM150 100V99H149ZM152 100V99H151ZM165 100V99H164ZM169 100V99H168ZM168 100H167V102H168ZM172 100V99H171ZM192 100V99H191ZM243 100V99H242ZM245 100V99H244ZM243 100V101H244ZM35 101V102H34ZM129 101V100H128ZM203 101V100H202ZM201 101V102H202ZM28 102H33V104H31V103H28ZM115 102V101H114ZM140 102V101H139ZM142 102V101H141ZM140 102V103H141ZM146 102V101H145ZM148 102V101H147ZM158 102V101H157ZM191 102V101H190ZM189 102V103H190ZM193 102V101H192ZM199 102V101H198ZM198 102H196V104L198 103ZM205 102V101H204ZM250 102V101H249ZM44 103H47V104H49V106H50V113H49V115H48V113L47 114H45V112H47V111H45L44 110V107L43 106H45V104ZM132 103H134V101L132 102ZM137 103V102H136ZM144 103V102H143ZM143 103H141V104H143ZM151 103H153L152 101H151ZM171 103V102H170ZM186 103V102H185ZM237 103H239V102H237ZM44 104V105H43ZM127 104H128V106H127ZM192 104V103H191ZM191 104H189V105H187V106H185L184 107V104H183V108H184V110H188V109H190L191 107H192V105ZM195 104V105H196ZM224 104V103H223ZM248 104V102L246 101V105ZM32 105H34L33 107H32ZM135 105V106H134ZM140 105V104H139ZM171 105V104H170ZM173 105V104H172ZM198 105V104H197ZM249 105H250V103H249ZM254 105V104H253ZM260 106H262V104L260 103L259 104ZM149 106V105H148ZM30 107H32V109H30V110H28ZM133 107V108H132ZM142 107V106H141ZM144 107H145V105H144ZM164 106H161V108H160V110L161 109H164L163 108ZM173 107H174V105H173ZM245 107V106H244ZM139 108V107H138ZM138 108H137V112H139L138 111ZM171 108V107H170ZM180 108V107H179ZM182 108V109H183ZM263 108V107H262ZM131 109L133 110L132 112H131ZM166 109H167V107H166ZM175 109V108H174ZM173 109V110H174ZM181 109V108H180ZM181 109V110H182ZM251 109V108H250ZM254 109V108H253ZM140 110V109H139ZM143 110H146V111H148V108H145V109H143ZM171 110V109H170ZM169 110V111H170ZM172 110V111H173ZM180 110V111H181ZM260 110V109H259ZM22 111V112H23ZM136 111H135V113H136ZM140 111H142V110H140ZM174 111H176V110H174ZM74 113V114H71L70 116H68V113ZM131 112V113H130ZM150 112V111H149ZM158 112V111H157ZM177 112H179V111H177ZM235 112V111H234ZM260 112H261V110H260ZM263 112H264V110H263ZM262 112V113H263ZM143 114H144V112H142ZM155 113V112H154ZM159 113V112H158ZM167 113V112H166ZM165 113V114H166ZM169 113V112H168ZM187 113V112H186ZM22 114V113H21ZM138 114V113H137ZM146 114H147V112H146ZM146 114H145V116H146ZM4 115V114H3ZM29 114H27V116H28ZM131 115L134 117V119L135 120H133L132 118H131ZM140 115V114H139ZM138 115V116H139ZM149 115V114H148ZM151 115V114H150ZM155 115H157V113L155 114ZM159 115V114H158ZM170 115V114H169ZM173 115H175V114H173ZM172 115V116H173ZM18 116V115H17ZM23 116V115H22ZM166 116V115H165ZM165 116H164V118H165ZM176 116H178V115H176ZM4 117V116H3ZM20 118H21V115L19 116ZM136 117V118H135ZM154 117V116H153ZM183 117V116H182ZM0 118V119H1ZM20 118H18L19 120H20ZM31 118V119H30ZM142 118V116L140 117V119ZM148 118V117H147ZM151 118H152V116H151ZM167 118V117H166ZM173 118V117H172ZM174 118H176V117H174ZM179 118V117H178ZM17 119V121H19ZM144 118H142L141 119V121L143 120ZM161 119H162V117H161ZM13 120V119H12ZM11 120V122L10 121H8V122H10V123H12V122H14V121H12ZM15 120V119H14ZM170 120H173V119H170ZM170 120H169V122H170ZM17 121H15V122H17ZM24 121V120H23ZM148 121V120H147ZM154 121V120H153ZM178 121H180V120H177L176 122H178ZM0 122H1V120H0ZM2 122L5 124V127H6V118L5 119H3L2 120ZM14 122V123H15ZM20 122V125H21V121H19ZM160 122V121H159ZM163 122V121H162ZM165 122V121H164ZM168 122V123H169ZM67 123V124H66ZM143 123H144V120H143ZM148 124H146V125H144V124H142V125H144V126H142L143 128H144V130L143 131H141V130H139V131H141V132H143L144 134H143V141H145V142H142L143 143V145L144 144H146V142H148V144H152V143H149V141L151 140V138L153 137V134H154V132H153V134H151L150 133V131L151 130H149L150 129V127H152V126H154V125H157V123L155 122H147ZM168 123H167V125H168ZM187 123V122H186ZM263 123H264V121H263ZM15 124H17V123H15ZM14 124V125H15ZM19 124V123H18ZM24 124H25V122H24ZM141 124V123H140ZM139 124V125H140ZM161 124V123H160ZM177 124V123H176ZM176 124H174V125H176ZM180 124V123H179ZM183 124V123H182ZM222 124H223V126H224V123L222 122ZM2 125V124H1ZM13 125V126H14ZM137 125V124H136ZM135 125V126H136ZM149 125H150V127H149ZM178 125V124H177ZM18 126V129H19V125H17ZM160 126V125H159ZM166 127V125H163L162 126V129H163V127ZM181 126H183V125H181ZM1 127V126H0ZM4 126H3V128H5ZM81 127V128H80ZM168 127H169V125H168ZM173 127V126H172ZM172 127H171V130H172ZM183 127H187V126H183ZM183 127H181V129L183 128ZM189 127H190V125H189ZM188 127V128H189ZM3 128H2V132H1V134L3 133V131L5 130H3ZM7 128V127H6ZM15 128V127H14ZM21 128H23L24 129V127H21ZM142 128V129H143ZM160 128H161V126H160ZM174 128V127H173ZM187 128V129H188ZM18 129L17 128H15V131L17 130L18 131ZM77 130L78 129V134L77 133H75V131L74 130ZM140 129H141V125H140ZM165 130L167 129V128H164ZM163 129V130H164ZM179 129V128H178ZM178 129H176L175 128V130H174V132L175 131H177L178 132ZM180 129V130H181ZM187 129H185V130H182L183 131V133H182V135H184L186 132V130ZM63 130V129H62ZM65 130V129H64ZM133 130V131H132ZM157 131H159V129H156ZM256 130V129H255ZM6 131V130H5ZM25 131H26V129H25ZM24 131V132H25ZM30 131V132H31ZM70 131V130H69ZM72 131V130H71ZM93 131V132H92ZM154 131V130H153ZM254 131V130H253ZM23 132V133H24ZM34 132V133H35ZM57 132V135H58V137H56V140H58V141H63V140H66L67 138V135H68V129H66V131H56ZM91 132L93 133V134H91ZM166 132V131H165ZM171 132V131H170ZM173 132V131H172ZM172 133V135L173 134H175V133ZM185 132V133H184ZM187 132H189V130H187ZM26 133H28V134H30L29 132H26ZM150 133V135L148 136V134ZM178 133H180V131L178 132ZM178 133H176V134H178ZM189 133H191V132H189ZM5 134V133H4ZM36 134V133H35ZM134 134V133H133ZM139 134H140V132H139ZM142 134V133H141ZM141 134H140V136L139 135H135V137H134V135H133V137H130V138H133V139H136L137 141H139L140 140V137H141ZM159 134V133H158ZM161 134V133H160ZM167 134V136L169 135V133L167 132L166 133ZM165 134V135H166ZM181 134V133H180ZM256 133H254V135H255ZM3 135V134H2ZM17 135H19V134H17ZM187 135H188V133H186L185 134V136H180L183 140L185 139V141H186V139L187 138H189V136L187 137ZM1 136V135H0ZM11 136V135H10ZM24 135H22V137H23ZM174 136V135H173ZM173 136H171V137H173ZM177 136H179V135H177ZM176 136V138L178 139V137ZM196 136V135H195ZM253 136V135H252ZM47 137V136H46ZM175 137V136H174ZM179 137V138H180ZM185 137V138H184ZM208 137V136H207ZM210 137V136H209ZM208 137V139H206V140H209V139H211V138H209ZM254 137V136H253ZM2 138V137H1ZM18 138H20V135H19V137ZM156 138H157V135H156ZM162 138V137H161ZM169 138L170 137H167V139L169 140ZM181 138H180V140H181ZM193 138V137H192ZM192 138H189V139H192ZM198 138V137H197ZM197 138H196V140H197ZM255 138V137H254ZM253 138V139H254ZM257 136H256V140H257ZM42 139V140H41ZM45 139H47V138H45ZM163 139V138H162ZM161 139V140H162ZM194 140H195V138H193ZM244 139V138H243ZM251 139V138H250ZM16 140H19V139H16ZM30 140V139H29ZM49 140V139H48ZM135 140V141H136ZM154 140V139H153ZM172 140V139H171ZM180 140H177L178 142L180 141ZM201 140V139H200ZM216 139H214V140H210L209 142H213V141H215ZM239 140V139H238ZM245 140V139H244ZM255 140V141H256ZM20 141V140H19ZM141 141V140H140ZM152 141V140H151ZM167 141V140H166ZM182 141V140H181ZM230 141V140H229ZM247 141V140H246ZM251 141H253V140H251ZM1 142V141H0ZM15 141H12V142H9V143H11L12 145H10L11 147H9L11 150V152H13L12 150L14 149L15 151H18L19 150V148L17 149V147H19L20 145V143L19 142H17V144L18 145H14L15 143H14ZM21 142V141H20ZM157 142V141H156ZM168 142V141H167ZM174 142V139H173V141L171 142V144ZM183 142V141H182ZM181 142V145L182 144H184V142L182 143ZM197 142V141H196ZM195 142V143H196ZM203 142V141H202ZM209 142H206V143H209ZM211 142V143H212ZM215 142H217V140L215 141ZM215 142H213L215 145H221V146H223V142H221V141H219L220 143H223V144H217V143H215ZM225 142V141H224ZM239 142V141H238ZM237 142V144H241V142H239L238 143ZM248 142H250V141H248ZM254 142V141H253ZM2 143V142H1ZM8 143V144H9ZM44 143V142H43ZM82 143H83V141H82ZM121 143V144H120ZM136 143V142H135ZM154 143H155V141H154ZM160 142H158V144H159ZM170 143V142H169ZM180 143V142H179ZM179 143H178V145H179ZM191 143H192V140H191ZM195 143L193 144L194 146H195ZM198 143V142H197ZM204 143V142H203ZM210 143V144H211ZM251 143V142H250ZM250 143H248V144H250ZM256 143V142H255ZM21 144H22V142H21ZM26 144V143H25ZM24 144V145H25ZM214 144H212V145H214ZM228 144V146H232V142H230V144H229V142L227 143ZM242 144H245L244 142H242ZM252 144H254V143H252ZM251 144V145H252ZM23 145V144H22ZM24 145L21 147V148H23L24 147ZM32 145V144H31ZM30 145V146H31ZM50 145V144H49ZM135 145V144H134ZM136 145H137V143H136ZM138 145H140V144H138ZM143 145H141V147L143 146ZM188 145V144H187ZM192 145V144H191ZM211 145V146H212ZM215 145L214 146H212L213 148L215 147ZM247 145V144H246ZM256 145V144H255ZM15 146H17V147H15ZM35 146V145H34ZM47 146V145H46ZM45 146V147H46ZM51 146V145H50ZM93 146V145H92ZM128 146H130V144L128 145L127 144V150H129L128 149ZM145 146V145H144ZM143 146V147H144ZM146 146H147V144H146ZM151 145H149L148 147H150ZM153 146V145H152ZM161 146H162V144H161ZM160 145H159V147H161ZM194 146H192V147H194ZM197 146V145H196ZM199 146V145H198ZM204 146V145H203ZM207 146V145H206ZM205 146V147H206ZM209 146V145H208ZM227 146V147H228ZM233 146H235V145H233ZM237 147L239 146V145H236ZM241 146V145H240ZM248 147H249V145H247ZM247 146H245V147H247ZM252 146H254V145H252ZM258 146V145H257ZM5 147V146H4ZM7 147V146H6ZM26 147H27V145H26ZM40 146H38V148H39ZM44 147V146H43ZM45 147H44V151L45 152H41V147L39 148V150H40V152L38 151V153H37V151H36V155H34L33 156V159H31L30 160V162H31V166H30V163H28L29 164V168L30 169H28V174H29V171H32V170H34L33 172H35L36 173V170L39 168V167H41L42 166V164L43 165H45V163L47 164V161H48V159H51V161H52V157H53V154H52V148H47V149H45ZM90 147H91V145H90ZM90 147H89V149H90ZM110 147V146H109ZM109 147H105V148H108L109 149ZM126 147V146H125ZM142 147V148H143ZM181 147V146H180ZM182 147H183V145H182ZM181 147V148H182ZM189 148H190V145L188 146ZM210 147V146H209ZM219 147V146H218ZM216 148V149H220V148ZM224 147V146H223ZM256 147V146H255ZM35 148H36V146H35ZM38 148L36 149V150H38ZM92 148V147H91ZM102 148H104L103 146H102ZM130 149H131V147H129ZM137 148H139V149H142V148H140V147H138L137 146ZM137 148H135V146H134V149H136L137 150ZM185 148V147H184ZM207 148V147H206ZM234 148V147H233ZM240 148V147H239ZM237 149V150H239L240 151V149ZM251 148H253V147H251ZM257 148V147H256ZM25 149H28V147L27 148H25ZM122 149V148H121ZM120 149V150H121ZM124 150H125V148H123ZM157 149V148H156ZM161 149V148H160ZM185 149H187V148H185ZM196 149V148H195ZM208 149H212V148H208ZM224 150L226 149V148H223ZM250 149V148H249ZM263 149H264V147H263ZM262 149V150H263ZM2 150H3V148H2ZM22 150V149H21ZM32 150V149H31ZM86 150H88V149H86ZM103 149H100V151H102ZM105 150V149H104ZM103 150V151H104ZM107 150V149H106ZM106 150L104 151V152H106ZM132 150V149H131ZM131 150H129V151H131ZM159 150V149H158ZM192 150V149H191ZM203 150H205V149H201V153H205V151H203ZM215 150V149H214ZM214 150H212L211 151V153H213V151ZM221 150H222V148H221ZM221 150H219V152L221 153ZM236 149L235 150H232V151H237ZM243 151L245 150L244 148L242 149ZM252 150H254L255 151V153H257L256 152V150L255 149H252ZM8 151V153L6 152V151H2V152H6L7 154H4L3 156H1V154H0V176L1 175H3V171H4V169L3 168H5L4 166H5V163L4 162H6L7 161V158H9V157H11L9 154H11L10 152H9V150H7ZM14 151V152H15ZM26 150H23V156L25 155V157H26V152H25ZM43 151V150H42ZM91 151L95 154V149H91L89 152L91 153ZM108 151H110V150H108ZM112 151H115V150H113L112 149ZM118 152H120L119 150H117ZM138 151V150H137ZM196 151H199V147H198V150H196ZM218 151V150H217ZM215 152V153H217L218 154V152ZM264 151V150H263ZM13 152V153H14ZM18 152H20V150L18 151ZM18 152H15V153H18ZM88 152V153H89ZM122 152H123V150H122ZM185 152V151H184ZM183 152V153H184ZM187 152V151H186ZM190 152V150H188V153H187V155H185L184 156V158L186 157V156H190L191 154L189 153ZM210 152V151H209ZM223 152H225V151H223ZM14 153V154H15ZM29 153L30 152H28L27 153V155H29ZM33 153V152H32ZM87 153V152H86ZM89 153V154H90ZM92 153V154H93ZM103 153V152H102ZM138 153H139V151H138ZM198 153H200V152H198ZM207 153V152H206ZM214 153V154H215ZM227 153H229V152H227ZM234 153V152H233ZM264 153V152H263ZM22 154H21V156H22ZM31 154V153H30ZM119 154H121V153H119ZM137 154V153H136ZM213 154V156H215ZM222 154V153H221ZM224 154V153H223ZM236 156H238L239 154H241L242 155V152H238L237 151V154L236 153H234ZM245 154H247V153H245ZM245 154H243V155H245ZM250 154V153H249ZM253 153H251V155H252ZM260 154H262V153H259L258 155H260ZM12 156H13V154H11ZM71 155V154H70ZM97 157H101V153L100 152H98V153H96L95 154ZM121 155H123V157H126V155L125 154H121ZM125 155V156H124ZM130 156H131V153L129 154ZM138 155V154H137ZM193 155H195V154H193ZM203 155V154H202ZM205 155V154H204ZM219 155V154H218ZM231 155V154H230ZM242 155V156H243ZM257 155V156H258ZM9 156V157H8ZM15 156H18V154H15ZM21 156L20 157H17L18 159H19V161L22 159L21 158ZM22 156V157H23ZM52 156V157H51ZM118 156H120V155H118ZM139 157V156H136L135 155V152H133V157ZM210 156V155H209ZM224 156V155H223ZM222 156V157H223ZM227 156V155H226ZM240 156V155H239ZM241 156V158L243 159H245V157L243 156L242 157ZM246 156V158L248 159V157H247V155H245ZM257 156H254V157H257ZM264 156V154H262V157ZM25 157H23V159H25ZM121 157V156H120ZM120 157H118V158H120ZM132 157V158H133ZM191 157V156H190ZM194 157H196V159L198 160V156L196 155V156H194ZM193 157V158H194ZM200 157V156H199ZM206 157H208V156H206ZM205 157V158H206ZM225 157V156H224ZM231 157H233L232 155H231ZM15 158V157H14ZM14 158H12L13 159V162H14ZM17 158H15V159H17ZM187 158H189V157H187ZM261 158V156L259 157L258 156V161L255 159V161H257V162H254V165H252V167H254V169H255V172H256V168H255V165H257L256 167H259V169H262V168H264V159H260ZM26 159H28L29 160V157L28 158H26ZM85 159V158H84ZM88 159V158H87ZM91 159V158H90ZM124 159V158H123ZM130 159V158H129ZM201 159H202V157H201ZM200 159V160H201ZM230 159V158H229ZM234 159V162H236L235 163V165H233L234 167H232V168H234V171L235 172H233V177H230V176H228V175H230L231 174V172L227 175V177H229L230 178V180H229V178H227L226 176H223L222 174H220V173H222L221 171H220V169L222 168V171L224 172V167H219V166H217L216 165V167H217V169H219V172L220 173H218V171H217V173H215V175L217 174L218 175V177H219V179L217 180V182H219V186L220 187H222V188H220V191H221V189H222V191L224 192V194H222V195H227V194H231V193H227V191H226V186H229V189H231L233 192L237 189V191H235L234 193L232 192V194H234L236 197H237V195H241V194H239V193H237L238 191L240 192V189L238 190V188L240 187L241 188V186H243V182H245L244 181V179H246L247 180V178L245 177L246 176V174H247V176H249L248 175V173L246 172V169H245V171H244V168H247V171L248 172H253L254 173V171H253V169H252V167H249V164L247 163L248 162V160L250 161V159L251 158H249L248 160H246V163L248 164V166H247V164H246V166L244 167V165L245 164H243L242 165V163H244L245 162V160L243 161V162H240V158L238 159V157L236 158H233ZM236 159H238V161H236ZM253 159V160H254ZM133 160H134V158H133ZM136 160V159H135ZM190 160V159H189ZM196 160V161H197ZM205 159L203 158V161H204ZM212 160V159H211ZM219 160V159H218ZM226 160V159H225ZM15 161H17V160H15ZM25 161V160H24ZM185 161V160H184ZM191 161V160H190ZM202 161V160H201ZM222 161V160H221ZM227 161H230L231 163L233 162L232 161V159L231 160H227ZM226 161V162H227ZM10 162H12L11 161V159H10ZM23 162V161H22ZM28 162V161H27ZM197 162H199V161H197ZM240 162V163H239ZM251 162H252V160H251ZM250 162V163H251ZM15 163V162H14ZM20 163V162H19ZM200 163V162H199ZM229 163V162H228ZM228 163H226L227 165H225V166H228ZM230 163V164H231ZM256 163V164H255ZM41 164V165H40ZM222 164H223V162H222ZM224 164H225V162H224ZM252 164V163H251ZM251 164H250V166H251ZM50 165V164H49ZM200 165H203L202 167V170L203 171H208V169H205V168H207V167H205L204 168V164H200ZM218 165H220V162H219V164ZM15 166H17V168H18V164H15ZM26 166H27V163H26ZM135 166V165H134ZM215 166V165H214ZM212 167V169H215L216 167ZM241 166H243L244 168H242ZM12 167L13 168H15L13 165H12ZM11 167V168H12ZM49 167V166H48ZM199 167V166H198ZM209 167V166H208ZM229 167H230V165H229ZM236 167V168H235ZM249 167V168H248ZM262 167V168H261ZM10 167H7V163H6V168H5V171L7 172V171H10V172H12L13 171V168L11 169ZM210 168V167H209ZM231 167H230V169H232ZM24 169L25 168H23V171H22V165H21V171H20V173H15V169H14V174H26V172H24ZM27 169H26V171H27ZM46 169H47V167H46ZM227 169H228V167H227ZM227 169H225V173H223L224 175H226L227 174ZM45 170V169H44ZM4 171V172H5ZM61 171H62V169H61ZM257 171H258V169H257ZM262 171H263V169H262ZM47 172H48V169H47ZM196 172H197V169H196ZM199 172V171H198ZM201 172V171H200ZM199 172V173H200ZM210 172H211V170H210ZM213 172H216V171H213ZM212 172V173H213ZM259 172V171H258ZM57 173V172H56ZM115 173V172H114ZM259 173H261L262 174V172H259ZM263 173H264V171H263ZM6 174V173H5ZM4 174V175H5ZM14 174H7V175H14ZM31 174V173H30ZM197 175H200L201 176V173L200 174H198V173H196ZM214 174V173H213ZM220 175L221 176H223L224 178H226V182L225 181H223L222 180V182H224L223 184H222V186L220 185L221 184V179H222V177H220ZM232 175V174H231ZM250 175H252V174H250ZM255 175L257 176V175H260V174H256L255 173ZM17 176H19V175H17ZM27 176V175H26ZM25 176V177H26ZM136 176V175H135ZM214 176V175H213ZM255 176V177H256ZM1 177H3V176H1ZM215 177V176H214ZM254 178V176L252 175L251 177H250V181ZM258 177L259 176H257L256 177V179L255 180H257L258 179ZM261 175H260V179H261ZM264 177V176H263ZM27 178V177H26ZM34 178H35V175H34ZM194 178V177H193ZM197 178V177H196ZM203 178V177H202ZM249 178V177H248ZM252 178V179H251ZM2 179V178H1ZM0 179V180H1ZM4 179H6V176H5V178ZM212 179H213V177H212ZM211 179V180H212ZM216 179V178H215ZM252 180V182H254L255 180ZM259 179V180H260ZM9 180H10V178H9ZM27 180H28V178H27ZM198 180V179H197ZM205 180V179H204ZM211 180H210V182H211ZM241 180L243 181L242 183H240L241 182ZM262 180V179H261ZM5 181V180H4ZM25 181V180H24ZM190 181V180H189ZM194 181V180H193ZM229 181V182H228ZM263 181V183H260L261 184V187H264V180H262ZM3 182V181H2ZM10 182V181H9ZM15 182H17V181H15ZM14 182V183H15ZM20 182V181H19ZM23 182V181H22ZM207 182V181H206ZM217 182L215 183V184H217ZM247 182V181H246ZM257 182V181H256ZM256 182H254V183H256ZM260 182V181H259ZM259 182H257L258 184H259ZM4 183V182H3ZM51 183H52V181H51V179H50V177L49 176H47V175H44V176H41V177H39L29 188H30V193L32 194V193H34L35 191H36V189H38V188H48L50 185H51ZM187 183H189L190 184V182H187ZM200 183V182H199ZM202 183V182H201ZM228 185H227V184ZM239 184V187H238V184ZM249 183V182H248ZM247 183V184H248ZM18 183H15V185H17ZM210 184V183H209ZM215 184H213L214 186H215ZM225 184V185H224ZM242 184V185H241ZM249 184H251V182L249 183ZM259 184V185H260ZM218 185H216V186H218ZM224 185V186H223ZM241 185V186H240ZM253 186L252 187H255L254 186V184H252ZM256 185V184H255ZM186 186V185H185ZM196 186H197V184H196ZM210 186V185H209ZM213 186V187H214ZM235 186H237V188L235 189ZM1 187V186H0ZM10 187V186H9ZM225 187V188H224ZM247 187L249 188V189H251L250 187V185H247ZM256 187H257V185H256ZM156 188V187H155ZM193 188H195V186H193ZM216 188V187H215ZM223 188L225 189V191L223 190ZM235 190H234V189ZM243 188V187H242ZM241 188V189H242ZM260 188V187H259ZM11 189H12V187H11ZM10 189V190H11ZM218 189V188H217ZM247 189V188H246ZM245 189V190H246ZM254 189V188H253ZM219 190V189H218ZM228 190V189H227ZM242 190H244V189H242ZM242 190H241V192L240 193H243L242 192ZM248 190V189H247ZM252 190V189H251ZM19 191V190H18ZM24 191V190H23ZM22 191V192H23ZM73 191V190H72ZM219 191V192H220ZM230 191V190H229ZM255 191V190H254ZM263 191V190H262ZM261 191V192H262ZM10 192V191H9ZM152 192V191H151ZM218 191H217V193H219ZM249 192H251L250 194H247L248 193V191H247V195H253L254 196V192H253V190L252 191H249ZM15 193V192H14ZM19 193V192H18ZM44 193V192H43ZM67 193V192H66ZM220 193H222V192H220ZM227 193V194H226ZM259 193H260V191H259ZM264 193V192H263ZM262 193V194H263ZM10 194V193H9ZM11 194H13V193H11ZM21 194V193H20ZM262 194H260L259 195V197H261V198H259V202L256 204V205H254V203L252 204L253 206H245L244 208H243V206H242V209L243 210H241V212H239V213H235V212H232V213H234L235 215H233L232 213H230L229 212V215H228V222L229 223H227L228 224V226L230 225V226H234L235 225V227L234 228H237V227H239V222H241V225H242V227H243V231H242V233H244L243 234V237H244V235L246 234V232L245 231H247V230H249L250 228L252 229V230H250V231H252V232H254V229L256 228V234L259 236V233H260V230H261V233L260 234H262V239H263V241L262 240H260L261 238H259V241L261 242H264V236H263V232H264V195H262ZM14 195V194H13ZM221 195V196H222ZM234 195H232V200L231 199H229V202H227V203H229L230 204V202L231 201H233L234 200ZM262 195V196H261ZM19 196V195H18ZM22 196H23V194H22ZM231 196V195H230ZM230 196H229V198H230ZM244 196V195H243ZM249 196H247V198L245 199V197H244V199H243V202L245 201V200H247L248 199V197ZM253 196H250V197H253ZM21 197V196H20ZM218 197H220L219 196V194H218ZM223 197V196H222ZM221 197V198H222ZM228 197V196H227ZM250 197H249V203L250 202H253V201H250L251 199H250ZM258 197V196H257ZM8 198V197H7ZM12 198V197H11ZM14 198H15V196H14ZM14 198L12 199V200H14ZM19 198V197H18ZM21 198H23V197H21ZM239 198H241V196H239ZM5 199V198H4ZM2 200V202H3V204L1 205V207L3 208L4 207V209H7V208H10L11 207V205H10V207H9V205L8 206H6L5 205V203H6V199L5 200ZM219 199V198H218ZM223 200H221L222 202H220V203H224L223 201L226 199V198H222ZM237 199V198H236ZM242 199V198H241ZM10 200V198L8 199V201ZM49 200V199H48ZM77 200V199H76ZM97 200V199H96ZM227 200H228V198H227ZM226 200V201H227ZM231 200V201H230ZM238 200V199H237ZM253 200V199H252ZM0 201H1V198H0ZM226 201H225V205L223 204V207L224 206H226ZM236 201V200H235ZM248 201V200H247ZM1 202V203H2ZM14 202V201H13ZM15 202H17V201H15ZM18 202H19V200H18ZM21 202V201H20ZM254 202L256 203V201L254 200ZM0 203V204H1ZM9 203V202H8ZM11 203H12V201H11ZM22 203V202H21ZM19 205H20V203H19ZM221 206L220 207H222V204H220ZM246 205V204H245ZM229 206V205H228ZM228 206L227 207H224L225 209L227 208L228 209V211H229V208H228ZM222 207V208H223ZM12 208V207H11ZM221 208V209H222ZM227 209L225 210V213L226 214H228V211H227ZM230 209H232L231 207H230ZM0 211H1V209H0ZM8 211V210H7ZM6 211V212H7ZM232 211V210H231ZM18 212L20 213V218L22 217V218H25L24 217V215H25V212H23V211H19L18 210ZM9 213V212H8ZM2 215V214H1ZM61 217V216H60ZM4 218V217H3ZM1 219V218H0ZM86 219V218H85ZM88 219V218H87ZM224 219H226V218H223L222 220H224ZM2 220L3 219H1L0 220V222H2ZM4 221V220H3ZM225 221V220H224ZM67 222V221H66ZM226 222H227V220H226ZM2 224V223H1ZM6 224V223H5ZM4 224V225H5ZM24 223H22L19 227H18V229L16 230L17 231V233H15V235H20L19 237H21L22 238V236H21V232L23 231V228H24ZM3 226V225H2ZM7 227V226H6ZM248 227H250L249 229H248ZM4 229H5V227H3ZM3 228L1 227V225H0V232H2L1 231V229L3 230ZM247 229V230H246ZM7 230V229H6ZM6 230H4V231H6ZM3 231V232H4ZM11 231V230H10ZM32 231V230H31ZM250 231L249 232H247V235H249V234H251L250 233ZM9 232V231H8ZM45 232V231H44ZM43 232V233H44ZM42 233V234H43ZM239 233H241V231L239 232ZM2 234V233H1ZM3 235H5L4 233H3ZM51 235V234H50ZM237 236H238V234H237ZM242 237V234H239V237ZM19 237H17V236H14V239H16L17 241L15 242V241H12V242H10V243H7V242H1L0 241V264H55L56 262H57V259L56 258H62V260L64 259L63 257V254H62V256L59 254V253H56V252H53V249L55 248H51V246H50V242H48V241H50V240H48L47 241V239H46V241H41V242H39V241H37V240H30V238H29V241H27L26 242V244H25V249H24V251H20V250H18V246H17V243H18V240H20V238ZM242 237V239H244ZM247 237H249V236H247ZM251 237V236H250ZM249 237V238H250ZM252 237H254V234H252ZM257 237V236H256ZM261 237V236H260ZM5 238V237H4ZM9 238V237H8ZM49 238H50V236H49ZM54 238V237H53ZM52 238V239H53ZM224 238V237H223ZM235 238V237H234ZM257 238V239H258ZM0 239H1V237H0ZM41 239V238H40ZM231 239V238H230ZM246 239V238H245ZM249 239H246V242L248 241ZM255 240H256V238H255ZM52 241V240H51ZM180 241V240H179ZM183 241V240H182ZM250 241V240H249ZM249 241L246 243L247 245H245V246H248L249 245ZM253 241H254V239H253ZM252 240L250 241V243H252V244H255L256 246H260V243L258 242V240H257V242L255 241V243L253 242ZM239 242V241H238ZM237 242V245L238 246H241L242 244H243V242L241 243V245H239L240 243H238ZM241 242V241H240ZM216 243V242H215ZM215 243H213V244H215ZM225 243V242H224ZM204 244V243H203ZM258 244V245H257ZM52 245V244H51ZM193 245H196L195 244V242H194V244ZM234 245V244H233ZM197 246V245H196ZM230 246V245H229ZM236 246V245H235ZM214 247V246H213ZM223 247V246H222ZM242 247H243V245H242ZM242 247H241V249H242ZM254 248H255V250H254V248H251V246L250 247H248V248H251L252 250H254V251H256L257 249H261L262 247H264V243H262V247H260V248H257V247H255V246H253ZM243 248H246V247H243ZM201 249V248H200ZM203 249V248H202ZM97 250V249H96ZM212 250V249H211ZM210 250V251H211ZM226 250V249H225ZM244 250V249H243ZM262 250L264 251V249L262 248ZM55 251V250H54ZM222 251V250H221ZM235 251V250H234ZM201 252V251H200ZM58 254V255H60V256H58V255H56V254ZM101 253V252H100ZM198 253V252H197ZM222 253V252H221ZM255 253H257V255H255V256H252L251 254H248V253H245V254H243L244 256H243V264H261V263H263L262 262V259H263V253L262 252H255ZM188 254V253H187ZM56 256V258H55V256ZM202 255V254H201ZM201 255H198V254H195V262H193L192 261V263L191 264H201L200 263V259L202 258V257H200ZM58 256V257H57ZM238 257V256H237ZM241 257H242V255H241ZM67 258V257H66ZM193 258H194V256H193ZM200 258V259H199ZM227 258V257H226ZM202 260V259H201ZM226 260V259H225ZM236 260V259H235ZM59 261H61V259H59ZM219 261V260H218ZM226 262V261H225ZM235 263V262H234ZM67 264H69V262L67 263ZM94 264V263H93ZM230 264V263H229Z\"/></svg>","mask_w":264,"mask_h":264}]
</instances>
